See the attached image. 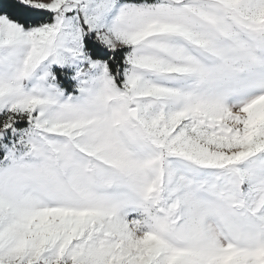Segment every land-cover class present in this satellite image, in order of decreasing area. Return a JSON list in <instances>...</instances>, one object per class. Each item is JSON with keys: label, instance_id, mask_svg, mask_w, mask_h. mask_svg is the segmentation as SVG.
<instances>
[{"label": "snow or ice", "instance_id": "snow-or-ice-1", "mask_svg": "<svg viewBox=\"0 0 264 264\" xmlns=\"http://www.w3.org/2000/svg\"><path fill=\"white\" fill-rule=\"evenodd\" d=\"M0 264H264V0H0Z\"/></svg>", "mask_w": 264, "mask_h": 264}]
</instances>
